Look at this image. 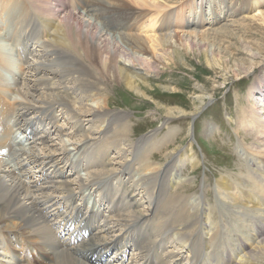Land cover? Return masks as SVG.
<instances>
[{
	"label": "bare ground",
	"instance_id": "bare-ground-1",
	"mask_svg": "<svg viewBox=\"0 0 264 264\" xmlns=\"http://www.w3.org/2000/svg\"><path fill=\"white\" fill-rule=\"evenodd\" d=\"M227 1L209 23L188 19L185 27L197 36L206 24L216 34L220 14L246 15L247 0ZM177 2L0 0V264H207L211 245L214 261L231 264L241 248L239 264H264V172L246 181L220 175L216 190L242 211L233 218L226 200L217 201L212 222L202 201L185 194L193 184L172 179L178 162L199 168L191 147L164 153L181 131L169 128L160 144L152 143L156 132L132 140L128 113L107 110L111 87L146 96L150 80L176 66L180 47L192 52V36L182 46L176 39ZM249 18L240 23L250 27ZM201 94L191 118L212 97ZM248 96L238 124L251 131V155L264 165V76ZM112 129L114 146L106 141ZM199 188L206 191L205 181ZM242 229L262 239L256 251L244 234L227 244Z\"/></svg>",
	"mask_w": 264,
	"mask_h": 264
},
{
	"label": "rangeland",
	"instance_id": "rangeland-1",
	"mask_svg": "<svg viewBox=\"0 0 264 264\" xmlns=\"http://www.w3.org/2000/svg\"><path fill=\"white\" fill-rule=\"evenodd\" d=\"M74 1L68 0L73 4ZM218 1L178 0L177 4L173 5L175 15L171 19L176 26L174 32L181 46L184 38L188 36L196 40L192 52L180 47L181 57L175 60L176 66H169L168 71L164 68L163 75L150 80L151 88H145L146 96L137 95L123 85L111 87L109 89L111 102L107 107L108 111L128 113L132 140L156 132L152 143L160 144L161 138L171 128L181 131L175 138L176 145L164 153L172 154L173 148L190 149L191 147L192 156L199 162V168L196 171V168L192 169L191 163L178 162L177 173H173L172 179L176 183L188 181L191 185L193 184L185 194L202 201L206 214H209L212 222L219 220L217 201H224L227 197L220 194L215 187V181L220 175L246 181L248 177L256 176L257 171L264 172L261 160L251 155L254 151L253 140L246 139L251 131H246L238 124L241 110L250 106L251 99L248 94L252 85L264 76V19L260 16V13L264 12V0H247L249 7L246 15L236 14L225 18L224 14H220L221 25L214 27L218 30L216 34L209 32L210 26L206 24L202 33L197 36L193 30L185 27L188 19L209 23L215 17V13L219 14L221 11ZM227 3L232 4L235 1L228 0ZM191 10L192 14H190ZM245 16L250 17L248 20L250 27L240 23V19ZM253 16H258L262 20L252 19ZM223 25L228 26L226 31V28L222 30ZM233 28L236 30L233 31ZM164 87L168 90H164ZM201 88L212 97L209 98L205 109L196 115V118H191L192 115L189 114L195 107L194 98L203 96ZM258 94L257 92L256 98ZM166 109L173 115L168 116ZM181 109L184 112L188 111L179 114ZM207 126L211 127L212 132L205 131ZM111 133L112 135L106 137V141L114 146L120 139L115 138L117 135L115 129H112ZM173 142L171 140L166 144H173ZM149 146L150 144L144 143L139 147L145 151ZM155 152L157 155L161 153L158 149ZM163 160L164 156H159L157 161ZM204 181L207 189L201 192L199 187ZM231 205L230 201H225L229 211H236L233 217L235 218L242 210L232 208ZM164 208V204L160 202L158 209L163 211ZM224 218L226 219L225 216ZM260 219L264 221V215H258L257 220L260 221ZM225 222L226 220H222L220 224L224 226ZM242 234L248 235L245 243L249 245L252 252L256 251L254 248L261 243L262 239L251 240L249 237L253 235V232L249 233L245 229L238 234H231L227 244L237 246L241 241L238 238H244ZM214 250L215 246L211 245L206 263L223 264L222 260L217 262L210 259L209 254L214 253ZM13 251L14 253L18 251L15 246ZM241 251L240 248L234 253V261L231 264H239V261L244 259L247 254ZM24 253L27 254L25 250ZM222 255L225 256L227 253ZM229 255L231 256V253L228 251V256L225 258Z\"/></svg>",
	"mask_w": 264,
	"mask_h": 264
}]
</instances>
